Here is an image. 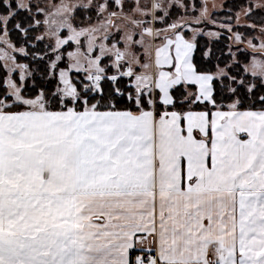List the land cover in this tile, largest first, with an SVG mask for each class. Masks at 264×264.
I'll list each match as a JSON object with an SVG mask.
<instances>
[{"label": "snow or ice", "instance_id": "obj_1", "mask_svg": "<svg viewBox=\"0 0 264 264\" xmlns=\"http://www.w3.org/2000/svg\"><path fill=\"white\" fill-rule=\"evenodd\" d=\"M179 3L52 5L44 23L56 39L53 51L75 44L68 71L80 66L91 83L82 98L61 70L64 110L52 111L43 93L26 98L22 85L5 81L0 264H264V109L241 111L237 99L220 110L217 77L193 62L194 38L177 22L155 26ZM78 7H95L98 23L77 27ZM18 10L31 6L0 0V42L8 43L7 25ZM113 29L123 35L110 43ZM105 58L118 75L106 76ZM252 69L264 81V60ZM121 77L130 78L132 91L116 86ZM105 79L113 83L108 96ZM88 92L100 99L90 103ZM115 96L131 107L117 108ZM259 100L264 104V96ZM198 104L211 108L196 111ZM137 248L143 254L133 258Z\"/></svg>", "mask_w": 264, "mask_h": 264}, {"label": "rangeland", "instance_id": "obj_2", "mask_svg": "<svg viewBox=\"0 0 264 264\" xmlns=\"http://www.w3.org/2000/svg\"><path fill=\"white\" fill-rule=\"evenodd\" d=\"M231 0H180V3L172 8L171 15L167 18L166 23H158L155 26L159 28H165L167 23L177 22L184 27L181 31L185 37L189 40H193L196 47L192 52V59L194 62V54L197 48L199 39L205 38L209 42L220 40L223 35H227L229 39V50L227 54H230V61L227 64L217 65L216 70L211 73L217 77V80H221L224 77H235L230 70L236 65L241 63L244 74L250 75L256 78L264 85L258 76H253L252 64L255 61L264 60V49L260 47L264 44V22L257 24L255 21L258 16L259 10H264V0H247V4L242 7L235 9V11L229 10L226 7ZM26 4H30L31 10H18V14L21 12L24 14L20 18L16 15L7 25V37L8 43L0 42V62L4 67L5 81L11 79L14 80L17 85H22V91L26 98H36L41 93L44 94V99L47 101L49 110H61L60 96L62 93L58 92L57 89L63 88L64 85L61 82L60 72L65 70L68 78L71 79L72 83L76 85L78 91L84 94V85L90 84L91 82L86 79L87 72L84 70H77V67H73L70 71L69 65L73 63L67 53L74 51L75 44L64 46L60 51L54 52L56 39L51 34V29L44 23L47 19V13L53 11L52 5L60 3V0H24ZM68 3L83 5L88 3V0H66ZM99 0H93V3H98ZM143 2V0H142ZM183 5V6H181ZM36 6L43 9V12H37ZM207 9L204 15L201 13L204 9ZM96 8H85L78 7L73 13V23L77 27L87 26L89 23H98V17L96 14ZM127 11V9H125ZM28 18V20H27ZM200 22L197 23L196 21ZM40 21V23H36ZM27 22V24H26ZM19 23L22 25L26 32L18 30L15 25ZM25 23L27 26H24ZM110 43L116 42L123 33H116L115 29ZM67 35L65 30L63 33ZM239 35V39H237ZM0 36H3V32H0ZM43 37V39H38ZM161 41L157 40L154 43L159 44ZM251 42V43H250ZM11 45V46H9ZM255 45L256 47H252ZM123 47V44L120 45ZM23 49V51H21ZM4 53H7V57H4ZM62 55L63 59L57 61L56 56ZM204 55L206 58L210 57L211 49L208 48ZM14 57V59H13ZM220 58V56H219ZM219 60V59H218ZM53 62L56 63V67L53 68ZM112 61L108 58L103 60L102 66L106 67V76L118 75L117 70L111 67ZM247 69V71H245ZM123 70V69H122ZM167 69V67L165 68ZM226 73L227 75H222ZM237 74L239 72L236 70ZM244 75V76H245ZM23 77V79H21ZM236 78V82H232L230 88L240 86L239 81L245 79ZM105 89V95L108 96L112 91L113 83L110 80L105 79L101 82ZM130 78L121 77L116 86L120 87L122 91H132L129 87ZM257 81H249L246 85L247 89L251 85H255L252 89L254 90L257 86ZM7 88V85L5 83ZM189 91H194L193 88H189ZM87 96L90 103H95L100 97L93 93L88 92ZM264 96V92L262 95ZM118 100H124L126 97L115 96ZM121 98V99H120ZM235 99L234 101H236ZM233 101V102H234ZM67 106L71 107L70 98H65ZM233 102L229 103L223 109H229L228 106ZM122 107H131L128 102H121ZM78 110L82 108L81 104L76 105ZM186 106V105H185ZM194 106V105H193ZM192 106V107H193ZM187 108V107H186ZM261 106L257 109L251 110H262ZM20 110V109H14ZM103 110V109H101ZM133 110H135L133 108ZM239 110H249L240 109Z\"/></svg>", "mask_w": 264, "mask_h": 264}, {"label": "trees", "instance_id": "obj_3", "mask_svg": "<svg viewBox=\"0 0 264 264\" xmlns=\"http://www.w3.org/2000/svg\"><path fill=\"white\" fill-rule=\"evenodd\" d=\"M245 4H247V0H231L228 4H226V7H228L229 10L234 12L235 9H238ZM21 15L22 18H24V14L21 12L19 13V15H17L18 18H20ZM255 21L257 22V24H262L264 22V10L258 11V16L256 17ZM23 24L24 26H27L26 25L27 22L26 24L25 23ZM208 48L211 49V55L210 57L206 58L204 53ZM228 50H229V39L227 35H223V37L220 40L214 41L212 43L202 37L201 40L199 39L197 43V48L194 54V63L196 64L199 71L214 72L216 70L217 65L227 64L230 61V54H227ZM236 70L239 72V74H237ZM230 72L237 78L243 77L245 79L244 84L243 86L241 85L237 86L236 87L237 91L235 94H233L229 90L232 82L228 77H224L221 80L216 79L214 81V87L216 89L215 95L217 99V104L221 105L222 106L221 108H225L229 103L233 102L235 99H239L241 101L239 105L240 109H247V108L257 109L260 106L264 108V104H262L259 100V97L262 95V92H264V85L256 78H253L250 75H245L241 63L236 64L230 70ZM4 79H5L4 67L3 64L0 62V91H5L7 89L5 86ZM249 81L258 82L256 88L251 92H248L246 87ZM193 87L194 86L190 88ZM115 101H116V106L119 109H123L121 105L122 101L127 103L126 99L118 100V98H115ZM186 107L187 105L185 106V108ZM210 108L211 105L209 104H198L193 106L194 110H208Z\"/></svg>", "mask_w": 264, "mask_h": 264}, {"label": "crops", "instance_id": "obj_4", "mask_svg": "<svg viewBox=\"0 0 264 264\" xmlns=\"http://www.w3.org/2000/svg\"><path fill=\"white\" fill-rule=\"evenodd\" d=\"M61 110H64V109H61ZM216 109H213V111H215ZM220 110H223V111H228L229 109H223L221 108ZM52 111H59V110H52ZM196 111H202V110H196ZM241 111H244V110H241ZM255 111V110H254ZM143 253H141L140 249L137 248L136 250H134L132 252V256L133 258L136 256V255H142Z\"/></svg>", "mask_w": 264, "mask_h": 264}]
</instances>
